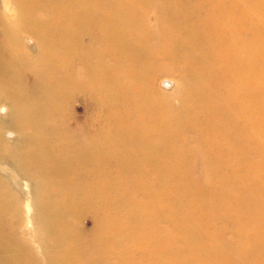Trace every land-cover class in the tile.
<instances>
[{
    "label": "bare ground",
    "instance_id": "bare-ground-1",
    "mask_svg": "<svg viewBox=\"0 0 264 264\" xmlns=\"http://www.w3.org/2000/svg\"><path fill=\"white\" fill-rule=\"evenodd\" d=\"M0 264H264V0H0Z\"/></svg>",
    "mask_w": 264,
    "mask_h": 264
},
{
    "label": "rangeland",
    "instance_id": "rangeland-1",
    "mask_svg": "<svg viewBox=\"0 0 264 264\" xmlns=\"http://www.w3.org/2000/svg\"><path fill=\"white\" fill-rule=\"evenodd\" d=\"M263 0H256V2H258V4H259V2H262ZM259 17V16H258ZM155 32H157V29H155ZM170 78H172L173 79V81H174V89L172 90V91H169L170 89H171V86H167L166 85V83H162L161 84V82L162 81H164V77L163 76H160L159 78H158V81H157V86L159 87L160 85H161V87H163V88H167L168 89V91H166V94L168 95V97H171L173 94H174V92H175V89L178 87V78L177 77H175V76H172V75H170ZM170 88V89H169ZM172 102L173 103H175V104H177L178 103V100L173 96L172 97ZM200 166H198L197 167V171L196 172H194V173H196V177H195V181H197V182H199V183H201V184H204L203 182H201V180H200ZM84 222V223H83ZM80 224V226H86V227H89L90 225H91V222H90V220L89 219H86V220H84V221H82V222H80L79 223ZM216 227L219 229V230H228L229 231V229H227L228 227H229V225L227 226L226 224H225V222H220V224H217L216 225ZM22 232H24L25 233V236L28 238V239H30L31 237H33L34 236V233H35V230H34V226H22ZM222 232V231H221ZM225 233H227V232H225ZM226 238L227 239H229L230 238V240L232 239V234H230V233H227L226 234Z\"/></svg>",
    "mask_w": 264,
    "mask_h": 264
}]
</instances>
